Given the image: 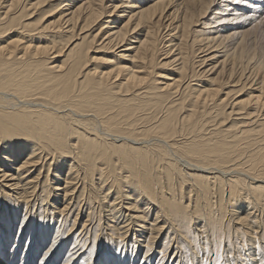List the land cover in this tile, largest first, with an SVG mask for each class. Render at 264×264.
Listing matches in <instances>:
<instances>
[{
    "label": "bare ground",
    "instance_id": "obj_1",
    "mask_svg": "<svg viewBox=\"0 0 264 264\" xmlns=\"http://www.w3.org/2000/svg\"><path fill=\"white\" fill-rule=\"evenodd\" d=\"M106 1L0 0V264H264V0Z\"/></svg>",
    "mask_w": 264,
    "mask_h": 264
},
{
    "label": "rangeland",
    "instance_id": "obj_2",
    "mask_svg": "<svg viewBox=\"0 0 264 264\" xmlns=\"http://www.w3.org/2000/svg\"><path fill=\"white\" fill-rule=\"evenodd\" d=\"M107 3H105V7H107V9L109 10L110 9V7L111 6H113V5H111V4H117V1L116 0H107L106 1ZM118 6V5H117ZM125 7V6H124ZM123 10H126L127 12L129 11V10H127V8H117V10H116V12L114 13V15L117 13V12H122ZM120 16L122 15V13H118ZM57 16V14H56V12H52L51 14H49V15H47V16H45L44 17V21H47L45 24H47V23H49V22H53V20H55L56 19V16ZM123 16V15H122ZM49 17V18H48ZM110 17H112V18H110ZM113 17L114 16H105L104 18H103V21H102V23H106V21L110 24L109 26H108V28L110 27H112L113 25L111 24V23H114V25H121V23H120V21H121V19H123L124 17H119V18H117V19H113ZM111 20H112V22H111ZM124 21V20H123ZM123 23V22H122ZM254 23L253 22H251V25H253ZM251 25H243L242 26V28L241 29H245L246 28V30H241V29H239V30H241V31H244L245 32V34H246V38H252V39H254L255 41H256V43H257V45H258V47H259V44H260V46L262 45V43L264 44V38H263V35H264V33H261V31L263 30V29H261V31H260V29H253V28H251ZM195 30H199L198 28H195ZM141 32H142V30L141 31H139L138 33H137V35L135 36L136 38H140L141 36H138V34H141ZM250 36V37H249ZM16 38H18V35L17 34H9L7 37H5L4 38V40H5V42L4 43H6V42H8V41H10V40H13V39H16ZM102 41H99L96 45H93L92 46V48H97L96 46L97 45H99L100 43H101ZM120 51H122V48H120V49H118V50H113V49H103V50H96V49H94L93 51H91L89 54H88V56H91V58H93L94 60L92 61V62H90L89 63V67H88V70H93V71H95V70H98V71H102V70H104V71H106V72H108V71H110L114 66H121V65H124V66H126V67H130V66H133V67H137L139 64L138 63H135V64H131V62H129L130 61V57L129 56H131V54H129V53H127V52H121V53H119ZM116 54V57L117 56H120V55H122V54H125V55H127L126 57H124L123 58V60H119L118 58H116L114 55ZM160 59H162V58H160ZM63 61H64V58H63V56H60V58H58L57 60H56V62H55V64L56 65H61L62 63H63ZM164 63V62H163ZM154 72L155 73H160V74H162V75H160V76H163V77H161L160 78V76H159V78H157V80H158V82H160V85L159 86H161L162 84H164L165 82H167L166 80H163V79H167V76L165 77L164 75H171V72L169 71V70H167V69H158V70H154ZM208 76V75H207ZM211 78H213L212 77V75L211 76H208V78H205V80H209V79H211ZM193 83H196V82H193ZM241 97H243V96H241ZM246 97H243V98H241L240 100H244ZM235 99H237V98H235ZM234 117V116H233ZM232 117V118H233ZM235 118H237L236 116H235ZM235 118H233V120H236ZM238 119V118H237ZM256 147L255 146H252V147H250V150H252V149H255ZM67 169H62V170H60V176L62 175V176H65V174L67 173ZM52 171L50 172V174H49V180H51V179H54L53 178V175H52ZM62 173V174H61ZM58 174V173H57ZM44 175H46V173L44 174ZM59 175V174H58ZM63 178V177H62ZM1 207V206H0ZM49 210H51V207L50 208H48ZM60 209H62V207L60 206ZM229 208L227 207V212H225V219H224V222H225V220H226V222H228V219L230 218L229 216H230V213H228V210ZM0 211H3V209H0ZM36 211L37 210H34L32 213H36ZM95 212H98V209H96V211ZM239 212H240V210H239ZM77 213V210L74 212V214H71L70 215V218H69V220H70V222H71V220H73L72 218H74V215ZM87 213V212H86ZM96 215L95 216H93V218H94V223H96L97 221H98V219H99V213H95ZM80 216H81V213L79 214ZM71 216H72V218H71ZM80 216H79V218H80ZM84 216H85V214H84ZM78 218V219H79ZM18 219V218H17ZM17 221V220H16ZM82 221H85V218H83L82 219ZM105 221V220H104ZM79 222H81V220H78V223ZM77 223V226H75L74 227V230H73V234L71 233V234H69L68 236H67V238H66V240H67V243L69 242V241H71V239H72V236L73 235H76L78 232H79V230H80V226H79V224ZM89 224V223H88ZM69 225V224H68ZM89 226V225H88ZM86 227L85 229H86V231H85V229H84V235H83V237L84 238H86L87 237V239H88V241L90 240L89 238H91V233H90V231H89V227ZM56 227V226H55ZM68 227H70V225L68 226ZM167 227V226H166ZM165 228V227H164ZM25 229V228H24ZM167 230H168V228L166 229H163V233L165 234L166 232H167ZM231 232V231H230ZM229 232V233H230ZM16 233H17V227H16V229H14V231H12L11 232V236L13 237H15V235H16ZM72 235V236H71ZM28 237V234H27V232L25 233V235H24V237H23V233H22V235H21V240H20V242L21 241H25L26 240V238ZM71 237V238H70ZM230 237H232V236H230ZM70 238V239H69ZM165 238V236H163L161 239H157L156 240V242H155V247H154V251H156L157 249H159L160 250V247H161V244L163 243V239ZM173 241V242H172ZM172 241L170 242L171 244H174L176 241L174 240V239H172ZM72 243V242H71ZM102 243H104V242H102ZM102 243H101V245H102ZM68 250H69V247L67 248ZM42 249H41V251H40V256H41V253H42ZM138 251V250H137ZM233 251V250H232ZM174 252V250L172 249L169 253H173ZM6 253H9V250H7V252ZM100 254H99V256H101V252H99ZM153 253V252H152ZM233 253H235V256H236V259H234L235 260V264H244L243 263V261H241V258L239 257V254L237 255L236 253V251L234 250L233 251ZM178 257H179V255L178 254H176ZM137 257H138V254H137ZM153 258V257H152ZM159 258H160V256H159ZM169 259H171V256H168V260ZM244 259V258H243ZM159 259H158V257L156 256L155 257V259H154V261L153 262H150V264H154L155 262H157ZM184 259L182 258V261H183ZM185 260H186V258H185ZM37 261V260H36ZM61 261V259L59 260V262ZM59 262H57V263H54V264H59ZM96 262H98L97 261V259L94 261V259L92 260V263L93 264H96ZM222 262H223V260H222ZM241 262V263H240ZM158 263V262H157ZM157 263H155V264H157ZM12 264V263H11ZM15 264H17V263H15ZM35 264H36V262H35ZM145 264V263H144ZM164 264H168V262H164Z\"/></svg>",
    "mask_w": 264,
    "mask_h": 264
},
{
    "label": "snow or ice",
    "instance_id": "obj_3",
    "mask_svg": "<svg viewBox=\"0 0 264 264\" xmlns=\"http://www.w3.org/2000/svg\"><path fill=\"white\" fill-rule=\"evenodd\" d=\"M195 230H196L195 228L192 229V231H195ZM193 242H195V241H193ZM202 243L207 244V241L204 240V241H202ZM113 251H115V249H113ZM196 252H197V249H194L192 256L186 258L185 261H180L179 264H222V260H223V264H235V261L228 259V250H227V248H226L224 257H221L218 253L217 254H212L210 252L211 259L197 256ZM160 254L163 255L164 253H160ZM251 254H252V256L256 255L254 249H252ZM168 255L172 256L173 253H168ZM245 255H247V253H245ZM172 264H178V262L176 260H173ZM253 264H260V261L259 260H255V261H253Z\"/></svg>",
    "mask_w": 264,
    "mask_h": 264
}]
</instances>
